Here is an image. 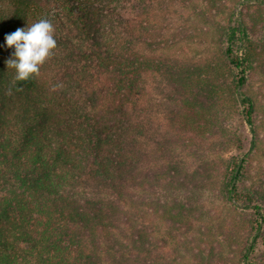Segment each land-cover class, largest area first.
Returning a JSON list of instances; mask_svg holds the SVG:
<instances>
[{"label":"trees","instance_id":"16d2710c","mask_svg":"<svg viewBox=\"0 0 264 264\" xmlns=\"http://www.w3.org/2000/svg\"><path fill=\"white\" fill-rule=\"evenodd\" d=\"M164 1L186 22L136 50L116 0H0V264H264V0ZM41 18L54 55L13 85Z\"/></svg>","mask_w":264,"mask_h":264},{"label":"clouds","instance_id":"9594fccd","mask_svg":"<svg viewBox=\"0 0 264 264\" xmlns=\"http://www.w3.org/2000/svg\"><path fill=\"white\" fill-rule=\"evenodd\" d=\"M54 34L55 27L52 22L41 18L27 28H17L15 32L6 35L7 46L15 49L12 58L6 61L7 68L15 70L13 85L40 76L41 68L53 57L57 47ZM63 87L62 83L56 84L51 91L55 92ZM7 94L12 95L11 87Z\"/></svg>","mask_w":264,"mask_h":264},{"label":"rangeland","instance_id":"374dc122","mask_svg":"<svg viewBox=\"0 0 264 264\" xmlns=\"http://www.w3.org/2000/svg\"><path fill=\"white\" fill-rule=\"evenodd\" d=\"M145 3L143 4L141 0H116L115 5L116 9L114 10L115 13H121L125 15L126 17H129L131 21H133L134 25V35L131 37L133 41L134 49L140 50L145 47V44L142 43V40L140 39L142 32H143V26L142 22L144 23V20L147 24L146 27L149 29L150 32L157 31H168V28L172 25H178V22L184 24V19H182V15H187V11L182 9L179 6H173V5H165L167 3L164 0H144ZM247 0H244L243 2H246ZM243 2H239L235 6V15L234 19L238 20V18L241 17V4ZM165 15V16H164ZM148 17H153V22L150 23V20ZM170 21H173L174 23H169ZM177 21V22H176ZM176 22V24H175ZM235 22V21H234ZM199 20L196 17V40L199 39L198 36V28H199ZM168 25V26H166ZM160 26L161 28H158ZM148 33V32H147ZM180 39H183V35L180 36ZM185 50L189 53H196V55L203 53L202 51H205V47H200L199 43L196 42V44L193 45H186ZM201 52V53H200ZM150 87H153V79H150ZM155 87V86H154ZM150 97L153 105L157 103V100H155V97L158 95L154 88H150ZM155 91V92H154ZM149 97V96H148ZM154 98V100H153ZM154 108V107H153ZM152 113H155L152 111ZM155 126V125H154ZM249 131V129L247 130ZM249 135V133H248ZM250 148V138L249 136L246 138L245 141V150L248 151Z\"/></svg>","mask_w":264,"mask_h":264},{"label":"water","instance_id":"95a60500","mask_svg":"<svg viewBox=\"0 0 264 264\" xmlns=\"http://www.w3.org/2000/svg\"><path fill=\"white\" fill-rule=\"evenodd\" d=\"M243 161V159H241V162ZM240 165L237 168V172L239 171ZM234 182H236V179L234 180Z\"/></svg>","mask_w":264,"mask_h":264}]
</instances>
